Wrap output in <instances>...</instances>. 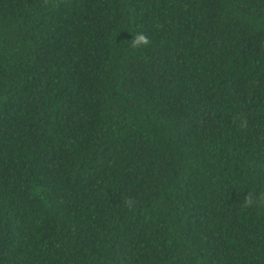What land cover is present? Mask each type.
Here are the masks:
<instances>
[{
    "label": "trees",
    "instance_id": "1",
    "mask_svg": "<svg viewBox=\"0 0 264 264\" xmlns=\"http://www.w3.org/2000/svg\"><path fill=\"white\" fill-rule=\"evenodd\" d=\"M0 264H264V0H0Z\"/></svg>",
    "mask_w": 264,
    "mask_h": 264
},
{
    "label": "clouds",
    "instance_id": "2",
    "mask_svg": "<svg viewBox=\"0 0 264 264\" xmlns=\"http://www.w3.org/2000/svg\"><path fill=\"white\" fill-rule=\"evenodd\" d=\"M133 45H137V44H145L147 43L145 37L143 35L137 34L136 37L134 38V40L132 41Z\"/></svg>",
    "mask_w": 264,
    "mask_h": 264
}]
</instances>
